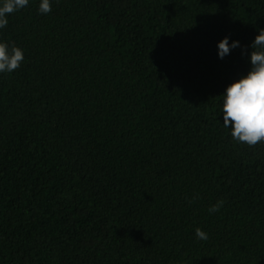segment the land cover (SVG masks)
<instances>
[{"label": "trees", "instance_id": "obj_1", "mask_svg": "<svg viewBox=\"0 0 264 264\" xmlns=\"http://www.w3.org/2000/svg\"><path fill=\"white\" fill-rule=\"evenodd\" d=\"M38 3L0 29L25 57L0 74V264H264V143L221 112L264 0Z\"/></svg>", "mask_w": 264, "mask_h": 264}, {"label": "clouds", "instance_id": "obj_2", "mask_svg": "<svg viewBox=\"0 0 264 264\" xmlns=\"http://www.w3.org/2000/svg\"><path fill=\"white\" fill-rule=\"evenodd\" d=\"M29 4V0H0V29L8 24V16ZM37 11H51V0H39ZM241 47L239 40L222 37L216 43L217 57L223 59L232 49ZM248 54L250 68L246 74L233 80L222 93L223 127L230 129L231 138L249 146L264 143V28L259 29L250 44ZM25 57L23 49L13 43L0 40V74L12 73L21 66ZM222 201L209 208L218 211ZM194 235L206 240L207 233L196 228Z\"/></svg>", "mask_w": 264, "mask_h": 264}]
</instances>
